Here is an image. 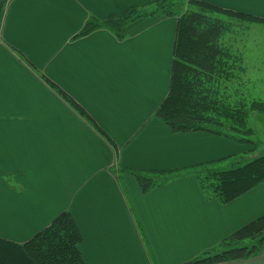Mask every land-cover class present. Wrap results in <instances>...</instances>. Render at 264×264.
I'll use <instances>...</instances> for the list:
<instances>
[{
    "label": "crops",
    "instance_id": "0c3cea01",
    "mask_svg": "<svg viewBox=\"0 0 264 264\" xmlns=\"http://www.w3.org/2000/svg\"><path fill=\"white\" fill-rule=\"evenodd\" d=\"M156 1L9 0L0 13V264H33L23 244L64 211L84 264H153L139 226L154 264H184L264 214V183L223 205L205 199L193 176L142 193L120 174L248 150L206 133L173 134L154 116L169 89L175 18L137 20L121 41L107 30L74 38L91 17ZM198 1L264 19V0ZM221 264H264V246Z\"/></svg>",
    "mask_w": 264,
    "mask_h": 264
},
{
    "label": "trees",
    "instance_id": "16d2710c",
    "mask_svg": "<svg viewBox=\"0 0 264 264\" xmlns=\"http://www.w3.org/2000/svg\"><path fill=\"white\" fill-rule=\"evenodd\" d=\"M8 1H1L0 13ZM152 17L176 19L169 89L154 116L173 134L206 133L242 145H255L250 139L253 131L247 126V119L250 112L264 115V103L247 102L237 90H233L235 99L230 97V87L241 81L244 70L242 55L232 53V48L226 45V36L234 30L233 24L247 28L250 24H264V19L198 0H158L150 6L132 7L105 20L91 17L74 38L107 30L121 41L130 24ZM40 77L67 99L54 84ZM70 104L90 123L81 108L73 101ZM225 162H229L226 168L217 167ZM122 173L135 177L142 193L176 178L193 176L205 199L225 205L264 183V155L246 161L245 152L176 170L126 169L121 170ZM138 228L154 264L142 229ZM80 242L81 236L71 215L64 211L26 241L23 250L33 264H84L78 250ZM263 246L264 214L184 264L247 260L258 255Z\"/></svg>",
    "mask_w": 264,
    "mask_h": 264
},
{
    "label": "rangeland",
    "instance_id": "374dc122",
    "mask_svg": "<svg viewBox=\"0 0 264 264\" xmlns=\"http://www.w3.org/2000/svg\"><path fill=\"white\" fill-rule=\"evenodd\" d=\"M233 25L234 30L226 36V45L232 48L233 54L242 55L244 73L241 81L230 87V97L234 100L233 90H237L247 102L258 100L264 103V24H250L247 28L244 25ZM247 126L253 131L250 139L255 144L245 145L248 147L246 161H250L264 155V115L250 112ZM226 163L229 162L217 167L226 168Z\"/></svg>",
    "mask_w": 264,
    "mask_h": 264
},
{
    "label": "snow or ice",
    "instance_id": "6c2138e0",
    "mask_svg": "<svg viewBox=\"0 0 264 264\" xmlns=\"http://www.w3.org/2000/svg\"><path fill=\"white\" fill-rule=\"evenodd\" d=\"M39 3L54 2V0H38Z\"/></svg>",
    "mask_w": 264,
    "mask_h": 264
}]
</instances>
